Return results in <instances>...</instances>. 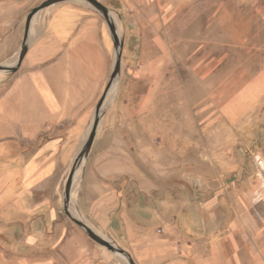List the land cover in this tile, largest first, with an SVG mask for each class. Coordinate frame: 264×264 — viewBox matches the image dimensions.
Wrapping results in <instances>:
<instances>
[{
    "label": "crops",
    "instance_id": "crops-1",
    "mask_svg": "<svg viewBox=\"0 0 264 264\" xmlns=\"http://www.w3.org/2000/svg\"><path fill=\"white\" fill-rule=\"evenodd\" d=\"M101 1L122 17V73L76 182L72 211L129 252L136 264H264V215L253 212L250 190L209 189L201 200L207 187L200 184L185 201L158 199L156 183L146 185L139 165L125 162L126 145L139 147L141 131L109 123L124 87V69L138 82L147 81L151 92L157 71H167L177 53L191 56L188 69L202 81L217 79L211 83L213 104L222 92L236 94L237 75L228 73L221 84V70L226 62L228 72L236 68L231 63L235 66L237 0ZM241 20L251 23L247 16ZM222 23L228 24L223 51ZM189 40L197 46L188 47ZM115 52L100 13L82 1L57 3L45 10L19 72L0 85V264H128L65 211L68 177ZM258 78L261 86L252 81L241 95L263 91L264 67ZM235 105L229 97L225 108L232 111Z\"/></svg>",
    "mask_w": 264,
    "mask_h": 264
},
{
    "label": "rangeland",
    "instance_id": "rangeland-1",
    "mask_svg": "<svg viewBox=\"0 0 264 264\" xmlns=\"http://www.w3.org/2000/svg\"><path fill=\"white\" fill-rule=\"evenodd\" d=\"M43 1L0 0V64L19 57L28 13ZM235 9L236 63L231 67L236 68L228 72L229 63L222 65L221 84L225 75L236 74V94L222 92L220 101L213 104L211 83L217 79L205 77L206 81H202V76L188 69L191 56L177 53L167 71H157L156 86L151 92L147 81L138 82L132 71L124 69V87L110 110L113 116L109 123L141 131L139 147L136 144L131 149L126 145L125 162L139 165L146 185L148 180L151 185L156 183L158 199L185 201L194 194V186L200 184L207 187L201 200L212 190L247 189L253 194V212L264 215V90L253 97L241 95L252 81L259 80L260 86L263 83L258 76L264 67V0H237ZM45 10L34 20L31 42L43 26ZM112 10L123 33L122 17ZM241 16L249 17L251 23L245 24ZM223 26L228 24H221L222 51L227 34ZM173 45L181 50L179 39H174ZM191 46L197 43L189 40L188 47ZM244 67L248 70L244 71ZM20 68L0 71V85L10 81ZM229 97L236 99L232 111L225 108ZM213 128L219 130L217 134H207ZM124 137L132 143L131 135Z\"/></svg>",
    "mask_w": 264,
    "mask_h": 264
},
{
    "label": "water",
    "instance_id": "water-1",
    "mask_svg": "<svg viewBox=\"0 0 264 264\" xmlns=\"http://www.w3.org/2000/svg\"><path fill=\"white\" fill-rule=\"evenodd\" d=\"M70 0H45L38 6H35L30 10L26 19L25 25V32H24V40L22 43V47L19 53V57L17 62L14 64H0V71H16L23 63L30 45H31V35L33 30V23L36 16L44 9L57 4L62 3ZM82 1L90 5L93 9H95L98 13H100L104 19L106 20L114 40L115 45V61L112 68V72L107 83V86L104 90L102 97L100 98L94 118L91 124V127L88 131V134L85 138L84 144L79 151L75 162L73 164L72 170L68 177V181L66 184L65 190V211L68 216L78 225L80 226L95 242L98 244L110 249L111 251L115 252L116 254L121 255L124 257L128 264H136L135 260L131 256L129 252H127L124 248L120 247L116 242L107 238L106 236L97 232L90 224H88L85 220H83L78 214H75L72 211V204L74 200L73 192L75 190L76 182L79 178L80 172L85 165L87 158L89 157L93 144L95 142L96 136L98 134V130L100 128L102 118L105 114V110L107 106L112 102L115 97L116 91L119 86V82L121 79L122 73V58H123V51H124V36L120 29V26L114 16L113 10L107 4H105L101 0H77Z\"/></svg>",
    "mask_w": 264,
    "mask_h": 264
},
{
    "label": "bare ground",
    "instance_id": "bare-ground-1",
    "mask_svg": "<svg viewBox=\"0 0 264 264\" xmlns=\"http://www.w3.org/2000/svg\"><path fill=\"white\" fill-rule=\"evenodd\" d=\"M116 15V14H115ZM36 23V22H35ZM35 30V29H34ZM18 60V55L11 61H8L6 64H14ZM76 191V190H75Z\"/></svg>",
    "mask_w": 264,
    "mask_h": 264
},
{
    "label": "built area",
    "instance_id": "built-area-1",
    "mask_svg": "<svg viewBox=\"0 0 264 264\" xmlns=\"http://www.w3.org/2000/svg\"><path fill=\"white\" fill-rule=\"evenodd\" d=\"M0 248H1V244H0Z\"/></svg>",
    "mask_w": 264,
    "mask_h": 264
}]
</instances>
